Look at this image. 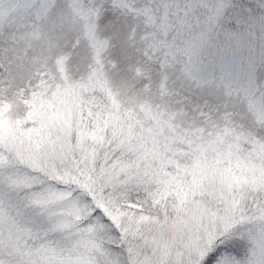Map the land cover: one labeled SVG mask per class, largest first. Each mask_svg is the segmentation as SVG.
Returning a JSON list of instances; mask_svg holds the SVG:
<instances>
[{
    "label": "snow or ice",
    "instance_id": "obj_1",
    "mask_svg": "<svg viewBox=\"0 0 264 264\" xmlns=\"http://www.w3.org/2000/svg\"><path fill=\"white\" fill-rule=\"evenodd\" d=\"M0 264H264V0H0Z\"/></svg>",
    "mask_w": 264,
    "mask_h": 264
}]
</instances>
